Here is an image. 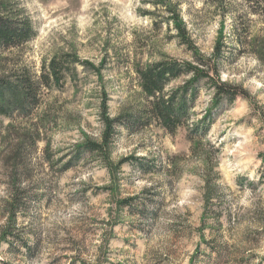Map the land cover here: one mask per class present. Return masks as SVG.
Segmentation results:
<instances>
[{
	"label": "rangeland",
	"instance_id": "374dc122",
	"mask_svg": "<svg viewBox=\"0 0 264 264\" xmlns=\"http://www.w3.org/2000/svg\"><path fill=\"white\" fill-rule=\"evenodd\" d=\"M0 11L36 33L0 52V77L37 78L54 59L67 70L32 117L0 116V264H264V15L243 0H0ZM218 41L217 79L246 96L215 104L202 87L192 119L210 116L203 141L121 127L107 162L64 171L77 147L100 142L103 107L115 118L146 106L140 70L191 64L190 48L211 58ZM15 186L27 200L12 224L4 206Z\"/></svg>",
	"mask_w": 264,
	"mask_h": 264
},
{
	"label": "trees",
	"instance_id": "16d2710c",
	"mask_svg": "<svg viewBox=\"0 0 264 264\" xmlns=\"http://www.w3.org/2000/svg\"><path fill=\"white\" fill-rule=\"evenodd\" d=\"M243 2L252 15H264V0H243ZM177 32L188 45L183 29L178 27ZM35 34L28 19L0 11V52L29 43ZM225 49L224 43L218 41L211 58L198 55L190 48L188 51L192 56L191 64L167 59L140 70L138 79L145 96L146 106L141 111L122 113L115 118H109L106 115V108L103 107L101 115L103 131L100 142L86 141L77 147L72 159L73 165L69 163V166L64 167V171L69 170L70 166H75L86 157L98 156L107 162L108 151L117 134V129L121 127L128 132H135L156 124L170 135H174L180 129H185L192 143L203 141L210 131L212 122L210 116L204 115L198 121L192 119L194 116L192 110L202 87L212 91L213 98L216 100L215 104L221 99L233 102L238 97L245 98L246 96L240 88L221 83L217 79L219 66L225 60ZM63 64L62 60L54 59L48 65H42V73L37 78L24 70L15 77L10 75L0 77V116L7 119L32 117L43 101L44 91L58 88L64 80L67 70L63 69ZM183 78L189 80L182 82L176 88H168L172 83ZM130 160H133V157L122 160L120 165ZM20 176H22L19 180L21 183L23 175L20 173ZM17 186L10 190L9 200L4 206L5 215L10 217L12 224H15L16 216L25 211L27 200L21 196L22 190ZM208 192L211 193V190ZM133 201L132 198L124 199L118 203V206L120 209L131 208ZM6 235V238L12 241L17 238V235L11 231ZM22 246L25 254L33 250L30 249L27 241L22 243Z\"/></svg>",
	"mask_w": 264,
	"mask_h": 264
}]
</instances>
